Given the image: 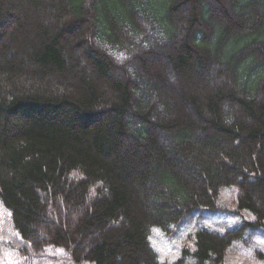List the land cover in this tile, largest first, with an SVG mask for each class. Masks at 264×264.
Listing matches in <instances>:
<instances>
[{
  "label": "trees",
  "instance_id": "1",
  "mask_svg": "<svg viewBox=\"0 0 264 264\" xmlns=\"http://www.w3.org/2000/svg\"><path fill=\"white\" fill-rule=\"evenodd\" d=\"M228 185L250 218L162 258ZM0 209V264H229L264 236V0H0Z\"/></svg>",
  "mask_w": 264,
  "mask_h": 264
},
{
  "label": "rangeland",
  "instance_id": "2",
  "mask_svg": "<svg viewBox=\"0 0 264 264\" xmlns=\"http://www.w3.org/2000/svg\"><path fill=\"white\" fill-rule=\"evenodd\" d=\"M138 38V42L142 41L141 37ZM233 192L234 189L232 185L224 187L218 197V206L216 205L210 210H194L192 213L187 214L185 216V225H182L179 231H174L171 229V224L165 226L166 229H169L166 230L168 233H164L157 229L152 230L150 235L151 241L159 251L162 258L174 259L176 256H179L180 246L190 240L192 237L191 232L196 228L210 225L212 228H217L218 230H220L218 227H224L223 230H225L227 229V226L231 227L235 225L237 216L243 217L245 219L250 218L248 210L239 209L236 203L234 201L232 202ZM212 214L215 215L212 216ZM4 216L5 211L0 209V220H2L1 218ZM4 219L6 218H3V220ZM13 234H15V231H13L10 226H8V224L6 225L5 223L2 225V227H0V260H2L4 254L7 253L11 263L14 262L13 258L16 256V254L10 257V254L14 250L12 247H16L15 239L12 238ZM252 235L253 233L243 235L239 240L235 241L231 245L229 252L232 253L228 252L227 255L229 264H264V236L258 235L254 237ZM253 241L257 242L256 246L252 245ZM249 243L250 245L248 246ZM254 247H256L257 250H254ZM14 252L16 253V250H14ZM54 252L57 253L55 250ZM46 253V259L50 258L52 261H56L48 255V251ZM58 253H61V251H58ZM2 254L3 257H1ZM38 255L39 254H33L30 256V259ZM44 261L45 259L41 260L40 263H44Z\"/></svg>",
  "mask_w": 264,
  "mask_h": 264
}]
</instances>
